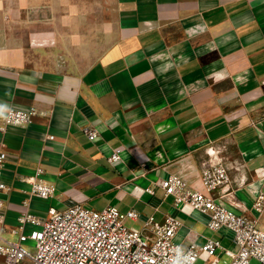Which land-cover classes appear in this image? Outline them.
Returning a JSON list of instances; mask_svg holds the SVG:
<instances>
[{
    "label": "crops",
    "instance_id": "1",
    "mask_svg": "<svg viewBox=\"0 0 264 264\" xmlns=\"http://www.w3.org/2000/svg\"><path fill=\"white\" fill-rule=\"evenodd\" d=\"M0 105L36 110L0 130L4 240L18 241L24 212L116 207L140 229L172 215L176 242L219 240L200 258L231 262L233 233L177 205L170 175L264 229V0H0ZM220 161L230 181L210 194L202 172ZM38 169L48 198L31 191Z\"/></svg>",
    "mask_w": 264,
    "mask_h": 264
},
{
    "label": "built area",
    "instance_id": "2",
    "mask_svg": "<svg viewBox=\"0 0 264 264\" xmlns=\"http://www.w3.org/2000/svg\"><path fill=\"white\" fill-rule=\"evenodd\" d=\"M35 115V109L11 108L6 112V120H3L0 130L5 132L9 126L25 127ZM86 133L92 141L98 138V131L94 128L86 129ZM120 158V150H117L110 159ZM6 160L5 151L0 152V178ZM42 173L43 169H38L37 175L31 177V191L39 197L48 198L54 187L39 178ZM202 180L207 191L214 193L230 181L229 168L220 161L203 170ZM161 186L167 195L175 198L177 205L187 204L207 213L211 230L226 228L233 233L238 250L236 253L227 251L232 256L229 264H253L254 259L264 264V229L256 220L236 214L212 194L192 189L176 175L163 179ZM6 189L7 185L0 180V192ZM3 207L0 198V226L4 223ZM137 219L138 213L133 210L126 213L116 207L94 210L80 204L63 211L53 210L46 219L24 212L18 219V226L13 229L18 241L4 240L0 234V256L6 264H21L25 260H30L32 264H171L179 250L181 258L191 257V264H197L202 253L213 257L222 249L221 241L215 239L187 247L176 242L181 222L172 215L166 216L164 222L158 224L151 216L140 230L126 224L127 220ZM28 224L37 229L26 234ZM28 240L33 241L34 250L27 247Z\"/></svg>",
    "mask_w": 264,
    "mask_h": 264
},
{
    "label": "clouds",
    "instance_id": "3",
    "mask_svg": "<svg viewBox=\"0 0 264 264\" xmlns=\"http://www.w3.org/2000/svg\"><path fill=\"white\" fill-rule=\"evenodd\" d=\"M5 111V107L3 105H0V119L6 120V117L4 116ZM17 123L20 122L17 121ZM171 264H191V257L181 258V253L179 250H177L176 258L172 260Z\"/></svg>",
    "mask_w": 264,
    "mask_h": 264
},
{
    "label": "rangeland",
    "instance_id": "4",
    "mask_svg": "<svg viewBox=\"0 0 264 264\" xmlns=\"http://www.w3.org/2000/svg\"><path fill=\"white\" fill-rule=\"evenodd\" d=\"M98 1V0H97ZM126 224L130 227V228H132V229H136V230H140V228H141V225H140V223H134V222H132V221H130V220H127L126 221ZM27 247H29L28 245H27ZM31 248V250H34V248H33V245L32 246H30ZM25 261H28V260H25ZM230 261H227V262H221V264H228ZM30 263V262H29ZM28 263V264H29ZM209 262H206L205 263V261H204V259L203 258H200L199 259V261L197 262V264H208ZM252 263L253 264H259V262L256 260V259H254L253 261H252ZM31 264V263H30Z\"/></svg>",
    "mask_w": 264,
    "mask_h": 264
}]
</instances>
